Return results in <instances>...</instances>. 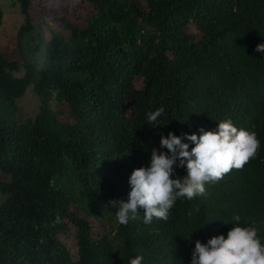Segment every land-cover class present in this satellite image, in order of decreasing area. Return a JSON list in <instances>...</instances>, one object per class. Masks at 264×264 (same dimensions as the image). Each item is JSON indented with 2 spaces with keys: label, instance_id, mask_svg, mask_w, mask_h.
Masks as SVG:
<instances>
[{
  "label": "trees",
  "instance_id": "16d2710c",
  "mask_svg": "<svg viewBox=\"0 0 264 264\" xmlns=\"http://www.w3.org/2000/svg\"><path fill=\"white\" fill-rule=\"evenodd\" d=\"M142 1L144 9L138 0H78L93 12L81 27L61 20L68 35L49 32L40 64L0 57V172L8 176L0 181V264H130L136 256L190 264L195 242L227 238L234 216L264 244V54L255 52L264 44V0ZM17 3L20 53L29 0ZM28 87L37 111L15 124ZM51 101L65 104L70 122ZM160 107L159 127L148 124ZM224 120L256 133L253 160L207 183L202 196L178 199L167 221L145 224L139 209L127 225L115 223L108 201L127 198L131 173L149 165L161 135H200ZM186 174L174 166L172 178ZM70 204L112 218L115 233L92 237ZM68 224L75 260L58 239Z\"/></svg>",
  "mask_w": 264,
  "mask_h": 264
},
{
  "label": "clouds",
  "instance_id": "9594fccd",
  "mask_svg": "<svg viewBox=\"0 0 264 264\" xmlns=\"http://www.w3.org/2000/svg\"><path fill=\"white\" fill-rule=\"evenodd\" d=\"M255 52L264 54V44L257 45ZM164 111L160 107L148 112L147 123L159 127ZM199 131L200 135L183 137L171 132L167 137L161 135L159 148L152 150L149 165L131 173L127 198L108 201V205L117 209L115 223L127 225L137 218L139 209L143 210L145 224H151L154 218L167 221L178 199L191 201L202 196L207 183L222 180L233 169H243L256 157L260 147L254 131L238 129L230 120L218 123L214 131L203 128ZM183 140L193 145L190 150L189 143ZM174 166L186 168V176L173 179ZM233 221L236 226L231 227L227 238L221 234L206 243L197 240L190 264H264V244L258 238L257 228L239 226V216H234ZM142 261V256H136L130 264H142Z\"/></svg>",
  "mask_w": 264,
  "mask_h": 264
},
{
  "label": "rangeland",
  "instance_id": "374dc122",
  "mask_svg": "<svg viewBox=\"0 0 264 264\" xmlns=\"http://www.w3.org/2000/svg\"><path fill=\"white\" fill-rule=\"evenodd\" d=\"M138 1L144 9V2L142 0ZM0 10L2 12L0 57L8 61H17L20 64L24 62L41 63L43 43L49 39L50 31L60 32L64 37L68 35L60 28L61 20L68 21L73 26L81 27L84 26L85 17L93 12L90 6L78 3V0H29L28 17L30 24L23 33L22 47L19 53L16 47L15 33L23 25V16L17 0H0ZM188 32L195 35V38L198 37V33L192 27H189ZM133 85L136 89L140 88L141 78L135 77ZM50 105L55 110L57 118L70 122V115L67 114L68 111L63 102L51 101ZM37 107V98L28 87L22 97L16 101V111L13 116L14 123H22L32 118L37 111ZM0 181L7 182L8 176L0 172ZM69 209L77 216L85 218L90 225L92 237L104 235L111 237L115 233L112 218L111 220H107V218L96 220L93 217L84 215L82 210L74 204H70ZM74 237L75 229L69 224L67 230L58 236L59 241L73 260L76 259V241Z\"/></svg>",
  "mask_w": 264,
  "mask_h": 264
}]
</instances>
